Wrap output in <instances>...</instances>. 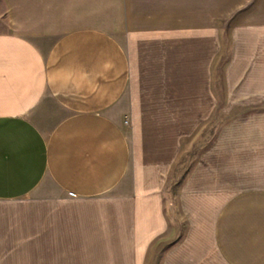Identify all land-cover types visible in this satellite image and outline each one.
Listing matches in <instances>:
<instances>
[{"label": "crops", "instance_id": "1", "mask_svg": "<svg viewBox=\"0 0 264 264\" xmlns=\"http://www.w3.org/2000/svg\"><path fill=\"white\" fill-rule=\"evenodd\" d=\"M158 246L264 264V0H0V264Z\"/></svg>", "mask_w": 264, "mask_h": 264}, {"label": "rangeland", "instance_id": "2", "mask_svg": "<svg viewBox=\"0 0 264 264\" xmlns=\"http://www.w3.org/2000/svg\"><path fill=\"white\" fill-rule=\"evenodd\" d=\"M220 122L225 121V117L223 114H221V112L219 111V119ZM202 145V142H199L198 144L194 143H189L188 144V151L184 152L181 154V156L179 157V160L177 161V166L175 167L174 171H173V177L171 178L170 181V186H172V188H175L176 193L174 194H165V202L166 203V208L169 207V205L172 203L171 201L175 202L176 204L178 203L177 201V193L179 191V187L181 185L182 182V173L185 172V170L189 167L191 168L194 164H195V157L196 154L198 152V150L200 149ZM180 175V176H179ZM171 188V187H169ZM169 210V209H168ZM172 217V215H171ZM182 222V221H181ZM180 233L184 231V226L182 225V223L180 224ZM165 247V246H164ZM161 246L157 247H153L150 251H149V259H148V264H156L157 260L160 259L161 257V251L164 248Z\"/></svg>", "mask_w": 264, "mask_h": 264}]
</instances>
